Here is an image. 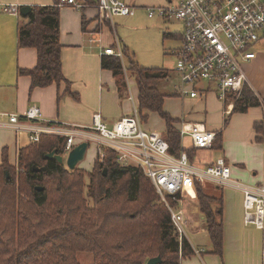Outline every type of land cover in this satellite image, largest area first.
I'll return each instance as SVG.
<instances>
[{"label": "trees", "instance_id": "trees-1", "mask_svg": "<svg viewBox=\"0 0 264 264\" xmlns=\"http://www.w3.org/2000/svg\"><path fill=\"white\" fill-rule=\"evenodd\" d=\"M60 2L55 0L52 5L32 7L26 16L28 21L19 26V45L38 51L37 65L32 69L21 68L19 74L29 75L32 87L65 84L64 93L79 99L63 73ZM83 27L86 29L84 16ZM123 53L127 64L124 58L103 55L102 67L117 77L121 91L127 89L125 73L130 72L136 78L142 120L148 119L151 113L159 114L166 122L163 135L170 144L171 154L180 157L186 152L192 160L196 148L183 145L180 129L175 125L179 121L164 108L168 95L163 85L173 71L139 64L127 47L123 48ZM231 98L233 113L263 105L248 85L240 96L232 94ZM229 119L230 115L226 116L224 126ZM255 128L261 135L264 123L257 122ZM222 142L223 131L220 130L215 134L213 148L221 149ZM66 143L65 136L43 133L39 141L19 149L17 168L9 160L8 149H3L0 264H79L77 255L81 251L94 255L93 264H146L156 256L163 259L162 264H180L181 257L194 253L187 238L180 247L171 213L141 168L122 166L116 161L115 152L108 149L103 161L96 158L93 169L87 174L89 183H86L82 168L71 170L65 163L46 156L53 150L64 155ZM42 167L46 170H41ZM196 185L198 202L213 244L212 252L223 255V198L207 194L199 182Z\"/></svg>", "mask_w": 264, "mask_h": 264}, {"label": "crops", "instance_id": "crops-1", "mask_svg": "<svg viewBox=\"0 0 264 264\" xmlns=\"http://www.w3.org/2000/svg\"><path fill=\"white\" fill-rule=\"evenodd\" d=\"M123 1L135 8L166 6L169 2ZM54 2L55 0H0V112L18 114L22 119L31 106H37L45 120L34 121L33 124L30 123L32 126L83 128H89L93 122V114L101 112L103 121L111 126L132 113L133 103L128 98V80L126 91H121L117 77L111 70L102 67L103 49L108 46L116 47L117 38L107 39L104 31L108 28L113 30L117 23L115 19L111 23L99 19L95 7L88 6L82 10L70 5L60 7L63 73L79 99L64 93L65 84L32 87V78L19 74V69H32L38 63L36 48L19 45V26L28 21L21 13V8L25 5L47 6ZM13 5L17 6L18 12L5 10V6ZM83 16L86 19V29L83 27ZM99 23L103 24L100 31L97 29ZM260 41H263L262 49L255 50L257 57L246 64L245 70L249 87L262 100L263 105L250 107L246 112L233 113L234 104L227 106L215 90H210L199 97H181L182 112L172 116L179 121L175 124L178 129L187 124L188 128L197 126L215 134L223 131L222 148L196 149L193 163L205 166L224 157L231 166V178L228 182L222 184L209 179L199 182L207 194L223 198V255L212 252L213 244L196 189L195 196L186 199L184 203L187 230L190 233L186 238L194 253L181 257L180 264H264V229L245 225L243 207L244 189L258 192L264 182V129L259 135L255 128L257 122L264 123V37ZM167 98L169 97L165 98V102ZM228 115L229 123L224 126ZM8 120V117H3L1 122L5 124H0V164L3 149L7 148L11 164L16 165L19 149L31 143V130L27 126L17 129L9 125ZM144 128L147 129L145 126ZM259 136L261 139H258ZM183 145H192L189 136L183 138ZM95 150L97 152V148ZM237 182L240 186L236 185Z\"/></svg>", "mask_w": 264, "mask_h": 264}, {"label": "built area", "instance_id": "built-area-1", "mask_svg": "<svg viewBox=\"0 0 264 264\" xmlns=\"http://www.w3.org/2000/svg\"><path fill=\"white\" fill-rule=\"evenodd\" d=\"M70 5L79 10L95 7L102 21L116 17L134 16L136 8L123 0H61L59 6ZM6 11L18 12L17 6H5ZM159 13L164 18L174 16L182 21L184 31L180 48L174 50L178 62L172 70L178 76L174 93L179 97H199L215 90L219 98L233 105L232 94L240 96L249 86L246 64L257 57L255 45L264 37V0H169L166 6L148 8V16ZM102 55L124 58L123 47L116 38V47L108 46ZM206 81L207 86H201ZM128 98L133 111L109 126L101 112L93 114L89 128L77 126H32L34 121L45 120L41 109L31 106L21 119L18 114L0 112V124L8 117V124L31 130V142L39 141L43 133L65 136V157L82 142L95 143L97 157L104 160L105 151L116 154L122 166H136L152 180L161 200L171 213V220L179 234L180 247L187 236L186 199L195 196L196 183L217 180L226 183L231 178V166L224 157L205 166L193 163L188 153L180 157L171 154L164 135L145 129L136 99L128 82ZM183 124L181 136H189L196 149L212 148L215 133L197 126ZM237 186L240 184L237 182ZM244 223L264 229V182L255 192L244 189Z\"/></svg>", "mask_w": 264, "mask_h": 264}, {"label": "rangeland", "instance_id": "rangeland-1", "mask_svg": "<svg viewBox=\"0 0 264 264\" xmlns=\"http://www.w3.org/2000/svg\"><path fill=\"white\" fill-rule=\"evenodd\" d=\"M147 8L148 7L136 6V13L134 16L116 17L115 22L117 25H114L113 30L109 28L106 29L104 34H106L107 39L114 40V38L117 37L122 47H127L130 52L134 54V59L139 64L145 67H164L173 70L178 62L173 52L181 46V34L184 31L183 23L174 16L164 18L159 13H157L155 17L150 18ZM104 21L106 23H111L110 20ZM102 25V23L101 25L99 23L97 27L99 31L103 27ZM165 33H171L172 35L165 38ZM262 42L263 41H259L255 45L254 49L256 51L262 49ZM123 62L127 64V58H124ZM124 76L128 82H130L134 96L137 99L138 86L136 78L131 75L130 72L125 73ZM178 82V76L173 73L171 78L166 80L163 85V91L168 95L167 97H169L165 102L164 108L172 116H177L182 112L181 97L176 96L174 93V85ZM201 86H207L206 81H203ZM143 125L148 130L161 134L166 133L165 121L157 113L151 114L147 121H143ZM95 148V143L91 142L85 160L79 164V167L85 171L86 183H89L87 174L93 169L97 157ZM16 165L15 167L17 168ZM202 184H204V182H202ZM89 203L90 205L93 203L90 198ZM188 233L187 230V234ZM77 257L79 264L94 263V255L90 252L81 251L78 253Z\"/></svg>", "mask_w": 264, "mask_h": 264}, {"label": "water", "instance_id": "water-1", "mask_svg": "<svg viewBox=\"0 0 264 264\" xmlns=\"http://www.w3.org/2000/svg\"><path fill=\"white\" fill-rule=\"evenodd\" d=\"M31 10H32L31 6L25 5L21 8V13L24 16H27ZM89 146L90 143L88 141H82L76 144L66 157L62 154H57L56 150H53L52 152L48 153L46 156L48 158H56L59 162L65 163L69 169L74 170L77 167H79V164L83 160H85ZM34 168L36 170H39V168L36 166ZM40 169L45 171L46 167H42ZM37 188L39 190L42 189V187L40 186H38ZM162 263H163V259L160 256H156L150 258L146 264H162Z\"/></svg>", "mask_w": 264, "mask_h": 264}]
</instances>
